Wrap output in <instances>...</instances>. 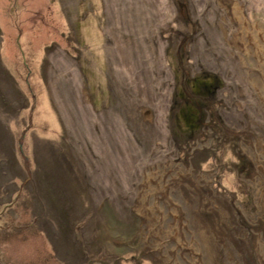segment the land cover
<instances>
[{
	"label": "rangeland",
	"instance_id": "obj_1",
	"mask_svg": "<svg viewBox=\"0 0 264 264\" xmlns=\"http://www.w3.org/2000/svg\"><path fill=\"white\" fill-rule=\"evenodd\" d=\"M174 233L264 264V0H0V264H180Z\"/></svg>",
	"mask_w": 264,
	"mask_h": 264
},
{
	"label": "bare ground",
	"instance_id": "obj_2",
	"mask_svg": "<svg viewBox=\"0 0 264 264\" xmlns=\"http://www.w3.org/2000/svg\"><path fill=\"white\" fill-rule=\"evenodd\" d=\"M234 10V8H233ZM238 10V9H237ZM242 19V18H241ZM247 25L249 26V24L244 20L240 23V25ZM242 28V27H241ZM245 29V28H244ZM242 29V34L243 36L245 37V35L247 34V30H249V28H247L246 30ZM240 30H233L232 33H231V41L237 46H241L243 45V41L242 40H235L236 39V35L238 34ZM256 34V33H255ZM218 38V37H217ZM220 39V38H219ZM218 39V40H219ZM245 41V40H244ZM218 43V42H217ZM238 43V44H237ZM223 46V45H222ZM220 48H218L219 50ZM207 50V49H206ZM210 50V49H209ZM223 50V49H222ZM215 51V50H214ZM205 52V51H204ZM216 53V52H215ZM221 53V52H220ZM217 55V54H216ZM213 56V55H212ZM220 56V55H219ZM215 59V58H214ZM214 61V60H213ZM219 63V62H218ZM217 64V63H216ZM220 64V63H219ZM222 64V63H221ZM224 65V64H223ZM231 66V64H230ZM253 110V109H252ZM257 111V110H256ZM249 112V111H248ZM254 112V111H253ZM248 114V113H247ZM254 114V113H253ZM252 115V113H251ZM254 116V115H253ZM248 117V116H247ZM147 179V178H146ZM148 180V179H147ZM147 183V182H144V184ZM148 184V183H147ZM139 212H141L142 210V207L140 205L137 206L136 208ZM142 213V212H141ZM190 227L192 228V230L194 231V236L186 239V241L191 244V245H195L197 246L198 249H200L202 255H203V258L202 260L207 262V263H210L213 259V256H212V252H211V245H214L215 243V239L213 237V235L211 234V230L206 227L200 220V218H194L192 215H190ZM178 243L181 244V241L179 239V236L178 234L174 233L173 237H172V245L173 247L171 248L172 250H176V253H177V258L178 260H180V253H184L186 258L189 259V260H192L193 261V257L191 256V254H186V252H184L181 248H178L177 245ZM229 243V242H228ZM226 243V244H228ZM227 245H224L222 246L224 248V255H225V259L228 261L230 258L228 259V256L231 254L229 253L230 251L227 250V248L225 247ZM230 246V245H229ZM213 248V247H212ZM233 251V246L230 247ZM211 249V250H210ZM233 253H236L235 249H234V252ZM229 254V255H228ZM237 254V253H236ZM234 255V254H233ZM238 259V258H237ZM169 264V263H168ZM174 264H177L176 262ZM180 264H184L181 260H180Z\"/></svg>",
	"mask_w": 264,
	"mask_h": 264
}]
</instances>
